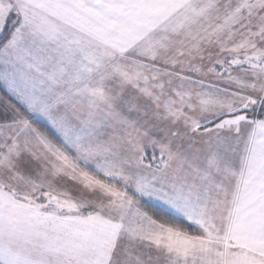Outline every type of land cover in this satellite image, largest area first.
Here are the masks:
<instances>
[{
  "label": "snow or ice",
  "instance_id": "obj_1",
  "mask_svg": "<svg viewBox=\"0 0 264 264\" xmlns=\"http://www.w3.org/2000/svg\"><path fill=\"white\" fill-rule=\"evenodd\" d=\"M0 264H264V0H0Z\"/></svg>",
  "mask_w": 264,
  "mask_h": 264
}]
</instances>
